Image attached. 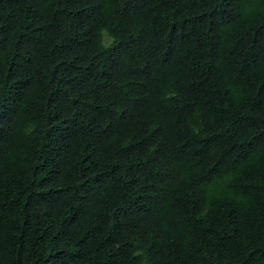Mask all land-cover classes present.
<instances>
[{"label": "trees", "instance_id": "1", "mask_svg": "<svg viewBox=\"0 0 264 264\" xmlns=\"http://www.w3.org/2000/svg\"><path fill=\"white\" fill-rule=\"evenodd\" d=\"M0 264H264V0H0Z\"/></svg>", "mask_w": 264, "mask_h": 264}]
</instances>
